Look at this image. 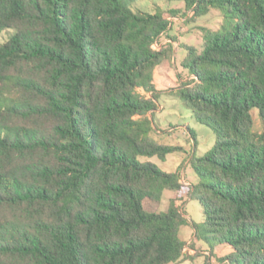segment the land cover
<instances>
[{
  "label": "trees",
  "instance_id": "1",
  "mask_svg": "<svg viewBox=\"0 0 264 264\" xmlns=\"http://www.w3.org/2000/svg\"><path fill=\"white\" fill-rule=\"evenodd\" d=\"M135 1L0 0V32L14 31L0 45V264L193 260L184 192L203 207L196 240L228 247L224 263L264 264V0H181L192 22L223 16L203 50L183 46L188 80L172 93L216 135L187 191L179 172L141 161L181 149L151 138L179 12Z\"/></svg>",
  "mask_w": 264,
  "mask_h": 264
},
{
  "label": "rangeland",
  "instance_id": "2",
  "mask_svg": "<svg viewBox=\"0 0 264 264\" xmlns=\"http://www.w3.org/2000/svg\"><path fill=\"white\" fill-rule=\"evenodd\" d=\"M131 9L134 12L151 14L157 11L166 14H170L169 12L172 10L179 12L176 17L170 18L172 29L169 30L168 34L176 41L172 43L174 44L173 61L165 62L168 67L165 71L169 72L171 82L165 81L162 84L157 80L159 96L156 104L158 109L154 113V130L151 138L162 145L181 149L168 155L165 160L155 157L151 159L141 158V161H150L166 173L179 172L187 191L189 185L198 183L197 174L191 165L192 158L195 155L197 157L203 156L210 151L216 143V135L210 126L197 122L189 107L172 93L180 88L183 82L187 81V72L181 67V63L186 57V50L183 46L203 50V29H219L223 23V16L220 10L215 9L196 22H192V13L186 10V4L181 0H136L131 4ZM13 33V30L0 32V45L8 40ZM168 38V36L161 37L159 44L155 47L160 49L162 45L167 43ZM180 77L184 80H180ZM255 120L258 124L257 114H255ZM174 194L170 191L165 192L160 207L161 211H167L170 201L176 200L177 194ZM185 194L184 192L183 198L177 202V205L181 206L189 225L181 228L179 237L188 244L186 254L190 255L191 253L190 256H193V260L189 259L179 264H227L221 260L231 253L228 247H220L211 253V249L204 241L196 240L192 224L200 225L204 222L203 207L198 201L185 197ZM192 242L194 243L191 244ZM193 246L196 250L195 253L191 249Z\"/></svg>",
  "mask_w": 264,
  "mask_h": 264
},
{
  "label": "crops",
  "instance_id": "3",
  "mask_svg": "<svg viewBox=\"0 0 264 264\" xmlns=\"http://www.w3.org/2000/svg\"><path fill=\"white\" fill-rule=\"evenodd\" d=\"M168 67H167V65H166V63L164 62L158 69H157V71H156V75H155V84H156V87H157V90H158V85H157V80H159V82L160 83H165V81H169V82H171L170 80L171 79H169V72L168 71H165L166 69H167ZM164 72V73H163ZM171 78V77H170ZM187 79V78H186ZM188 80V79H187ZM176 194V193H175ZM174 194V195H175ZM192 252H196V251H194V250H192ZM190 255H192L191 253H190Z\"/></svg>",
  "mask_w": 264,
  "mask_h": 264
}]
</instances>
